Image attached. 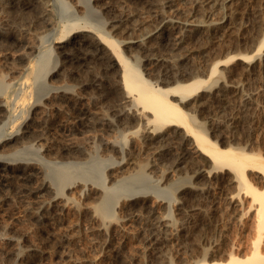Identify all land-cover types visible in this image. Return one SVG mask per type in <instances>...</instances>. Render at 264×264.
<instances>
[{
  "label": "rangeland",
  "instance_id": "obj_1",
  "mask_svg": "<svg viewBox=\"0 0 264 264\" xmlns=\"http://www.w3.org/2000/svg\"><path fill=\"white\" fill-rule=\"evenodd\" d=\"M169 1L161 8L165 0L157 7L145 0H0V82L6 84L0 91V160L10 164L0 169V264H191L205 249L247 244L252 220L235 217L247 199L235 194L231 173L211 171L181 130L145 134L132 118L129 125L119 123V111L128 109L119 97V68L112 64L107 71L78 59L71 45V55L53 47L66 23L99 27L131 63L137 61L146 79L167 87L192 75L206 79L213 63L253 54L264 34V0L219 6L210 0ZM163 15L190 16L205 25L186 28L192 33L185 32L176 52L169 41L182 29L168 41L163 35L142 45L126 43L157 26ZM89 37L76 39L96 45ZM46 54V66L37 69ZM162 59L170 63L157 67ZM224 69L223 78L214 76L216 83L210 80L209 88L184 103L185 111L220 148L264 154V47L260 57L235 59ZM60 90L70 93V102L57 97ZM103 118L112 124H99ZM14 134L20 139L2 143ZM160 143L169 150L165 155L157 151ZM25 165L34 175L24 180L18 168ZM139 169L143 178L135 176ZM43 182L50 190L36 191ZM101 196L109 198L106 204ZM230 198L243 207L232 213ZM159 217L168 228L158 226Z\"/></svg>",
  "mask_w": 264,
  "mask_h": 264
},
{
  "label": "bare ground",
  "instance_id": "obj_2",
  "mask_svg": "<svg viewBox=\"0 0 264 264\" xmlns=\"http://www.w3.org/2000/svg\"><path fill=\"white\" fill-rule=\"evenodd\" d=\"M157 1H159V0H156V1L155 0L154 1L145 0L146 3H148L149 5H153L155 7L158 6V4L156 3ZM199 1H201V0H199ZM226 1H228V0H210L211 4H213L214 6L222 5ZM169 2H170L169 0H167V1L165 0V2H163V3L161 2L162 4L159 7L162 8V5L164 6V4H167ZM204 3H207V1ZM200 4H201L200 5V8H201L202 3H200ZM213 5H208V7L209 6L212 7ZM196 7H198V6H196ZM220 7H218V8H220ZM205 8H207V4H206ZM205 8H203V9H205ZM216 8H214V9H216ZM208 9H207V11L211 10V9H209V10ZM45 12H48V10H46V11L44 10V12L42 11V14H45ZM200 12H201V10H200ZM198 14L200 15V13H198ZM230 16H229V18H230ZM220 18H219V20H221ZM119 20H120V18H119ZM118 22L120 23V21H116V23H118ZM116 23L111 24V29L115 30V28L117 27V25H115ZM211 24H213V23H211ZM215 24H217V23H215ZM204 25H205L204 22H202L199 19H196V20L191 19L190 20V16H189V18L187 17L184 19H180V18H173L172 16L163 15L160 18V21H159L157 26L145 29L144 31H142L139 35H137L134 38H128L126 43H130V44H134V45H142L146 39H148L152 36L162 37L163 35L165 36V40L168 41L170 35L172 34L171 32L176 31L177 29H182L183 30L182 32L178 33L175 36V38H173L172 40L169 41V45L171 46L170 47L171 51L176 52V50L179 51L180 45L185 40V36L187 35L185 32L191 30V29L186 30V28H190L192 26V28H194V30H197V29H200L201 27H203ZM116 30H117V28H116ZM165 33H167V34L165 35ZM230 33H232V32H230ZM79 34H84L86 36L87 35L90 36L91 39H93L95 41L96 45H94V43H92V42H89L88 40L87 41L77 40L76 37ZM85 38H87V37H85ZM93 40H91V41H93ZM53 43H54L53 44L54 49L65 52V55H69V54L71 55L70 52L66 53L68 45H71L73 50H75V52H76L74 57L81 59V60L92 61L96 64L100 63L102 65H105V69L107 71H109V68L112 64L113 65L115 64L119 68V72H120L119 73V81H118L119 88H120L119 97L128 106L127 111L126 110H120L119 111L118 118H117V121L119 123H122L123 125H129L130 118H132V121H134L139 127H141L142 130L145 131V134L146 133L152 134L153 132L155 133L156 131L159 132L160 130L165 129V128H171V129H174V131H175V129H177L179 131L181 130V132H183V136H186L189 139H191V141L193 142V143L192 142L191 143L195 145L194 146L195 147L194 152H196L199 155H202L204 157V161H205V163L209 164L208 166L211 168V171L213 169L216 171V168L217 169L219 168L220 169L219 171H222V172L227 171V172L231 173L230 176H232V177H231L230 181L235 182L236 185H238V187H237L238 191H236L235 194L242 193V194H244L243 197H245L247 199V202L244 201L247 204L242 202V203H244V205L246 204V206H247V207H245L246 208L245 211L241 212L242 209L241 210L239 209L240 211L237 214H235V217H237V219L240 221L243 218H245L246 216H250V218H251L250 220H252V223H250V224H252V226L249 225L251 227V229L249 228V230H251L250 232L252 234L251 235L248 234L250 236L249 240L246 237L248 242L246 241L247 244L245 246H243V245L235 246L233 244L232 245L230 244L231 246L228 249L226 248L224 251V250L220 249V246H221L220 245V246H217L218 248L214 247L216 250L213 252H209V251L207 252V249H205L203 252V255L201 256V253H200V256L196 257L194 261L192 260L193 262L191 264H264V154L247 153L246 151H244V152L243 151H237L231 147L220 148V146H218L217 142L210 140L208 135L205 133L206 131L202 130L200 125L195 124V121H194L195 117L193 118V116L191 114L189 115V113H187L185 111L186 106L184 105V103L187 100H189L194 94H198L199 92H203L205 89L209 88L211 86V84H209L210 80H212V81H214V83H216L218 81V78H214V76H217L219 74V76L221 77V75H222V78H223L222 71L228 62L235 60V59L236 60H242L244 62H249V61H251L257 57H260L262 55V47H264V34L261 37V39L259 40L258 47L253 54L248 55V56L247 55H235V56H231L227 59L213 63L208 70L206 79L192 78V76H193L192 75L191 77H189L190 80L186 83L181 84L175 80L176 83L172 84L171 86H167V87H160V86L154 85L148 79H146L143 76L141 70L139 69V65H138L137 61L131 63L128 60V58L124 55V51L119 48L118 42L116 40H114L104 30H99V27L94 28V26H91V25L80 24V23H78V21H76V22L72 21L71 23H66V24L61 26L60 34L55 38V41ZM98 45L103 46L105 48V51H104V49L103 50L100 49L98 47ZM106 53H107V56L109 57V59L112 60L111 63L110 62L108 63L106 61ZM177 53H179V52H177ZM186 53H188V52H186ZM174 54H173V56H174ZM48 55L49 54H46L41 58V60L37 64V69H38V67H39V69L40 68L42 69L43 67L46 66V59L48 58ZM175 56H176V54H175ZM23 57H25V56H23ZM169 57L171 58V56H169ZM167 63H170L169 59H162L160 61H157L156 65H157V67H161V66L165 67L167 65ZM169 65H172V64H169ZM175 65H176V63H175ZM166 68H165V74H166V71L168 69V68L167 69ZM176 68H179V67H177V65H176ZM173 69L175 70L174 67H173ZM184 71H186V70H184ZM171 72H173V70ZM157 73L159 75H161V73L159 71H157ZM180 74H182V73H180ZM174 76H175V74H174ZM0 78H2V77H0ZM173 78L175 79V78H177V76L173 77ZM85 80H87V79H85ZM5 86H6V84L4 85L2 82H0V91L3 90L5 88ZM194 96H196V95H194ZM57 97L58 98H64L65 100L70 102V93H68V91L66 92L64 90H62V91L60 90V94ZM190 106H192V105H190ZM4 113H5V110H4L3 104L0 100V117H2L4 115ZM82 118L85 119V117H82ZM98 123L101 125H103V124L111 125L112 124L110 122V120H108L107 118H103L102 121L99 120ZM26 128H27V126H25V131H26ZM25 131H23V132H25ZM135 132L132 131L131 133H135ZM145 134H143V135H145ZM125 137H126V134L123 135V139H125ZM152 137H154V136H152ZM19 139H20L19 134H14L7 139H3L2 143L7 144L10 141H17ZM149 139H151V138L149 137L148 134L144 136L145 141L148 142ZM175 139H177V138H175ZM157 151H158L159 155H165L167 153V151H169V150L166 146H163L160 143V145L157 146ZM182 157L183 156L181 155L178 159L182 160L181 159ZM9 166H10V164L8 162H6L4 160H0V169L1 170H5V169L9 168ZM135 166H137V164ZM140 167H142V166H140ZM203 168H204V166H203ZM201 169L202 168H200V170ZM18 170L20 172L21 177L24 180L29 178V177H32L34 175L32 172L28 171L26 165L20 166L18 168ZM208 173H210V170ZM143 174L144 173H142V170L139 169L137 171V175H135V176H140V178H141L142 176H144ZM66 180H69V178ZM179 181H177V182H179ZM172 184H174V183H172ZM168 185H170V184H168ZM173 186H170V188ZM50 188H51V186L49 183L43 182L38 188H36V191H39V190L48 191V190H50ZM104 193H105L104 196H106V192H104ZM104 196H101L102 197L101 198V203H102L101 205H103V203L106 204L105 202L109 199V198L104 197ZM237 198L240 201V198L238 196H237ZM239 201H238V203H240ZM227 204L230 207V210L232 213H235L234 210H237L236 208L239 206L237 203L235 204V202L233 201L232 198H230V200ZM240 206L243 207L242 204ZM241 207H238V208H241ZM101 208H102V206H100L99 211L102 210ZM98 214H100V213L98 212ZM101 216H103V215H101ZM156 223H158V226H160L163 229L168 228V223L162 217H159V219L157 220ZM155 225H157V224H155ZM250 232H248V233H250ZM233 246H235V247H233ZM205 252H207V253H205Z\"/></svg>",
  "mask_w": 264,
  "mask_h": 264
}]
</instances>
